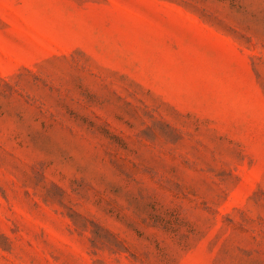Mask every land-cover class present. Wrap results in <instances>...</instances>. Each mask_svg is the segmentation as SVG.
Masks as SVG:
<instances>
[{
    "label": "rangeland",
    "instance_id": "obj_1",
    "mask_svg": "<svg viewBox=\"0 0 264 264\" xmlns=\"http://www.w3.org/2000/svg\"><path fill=\"white\" fill-rule=\"evenodd\" d=\"M0 264H264V0H0Z\"/></svg>",
    "mask_w": 264,
    "mask_h": 264
}]
</instances>
